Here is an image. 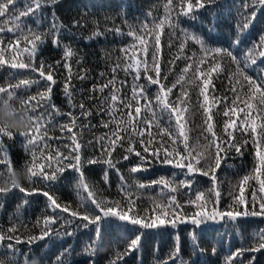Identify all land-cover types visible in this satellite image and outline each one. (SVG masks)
I'll list each match as a JSON object with an SVG mask.
<instances>
[{
    "label": "snow or ice",
    "instance_id": "snow-or-ice-1",
    "mask_svg": "<svg viewBox=\"0 0 264 264\" xmlns=\"http://www.w3.org/2000/svg\"><path fill=\"white\" fill-rule=\"evenodd\" d=\"M19 2L21 0H0V66L29 70L38 73V78L20 79L16 84L0 86V105L5 102L11 105L13 115L27 113L31 124V127L23 129L0 121V165L3 166L0 168V200L15 191L24 194L25 198L14 213V216H18L29 204L27 197L41 195L46 198V208L51 215L35 222V226L41 228L39 235L26 238L18 234L22 222L17 224L10 217L11 227L5 229L0 226V264H48V258L43 252L37 253L31 247L23 251L18 246H31L53 235L72 237L80 229H90L93 234L90 243L83 249L88 264H95L94 257L103 248L105 233L113 229L119 232L126 241L124 250L121 252L117 249L108 264H122L126 256L142 250L141 242L146 233L141 230L159 232L169 227L178 229L181 224L193 226L188 232L191 257L203 256L206 250L200 246L201 237L217 224L220 227L228 225L232 232H238L242 219L264 217V196L257 201V193L253 188L250 206L244 196L245 185H249L250 181H255L259 192L264 193V29L258 40L252 41L250 45H245L243 39L255 27L259 15L264 13V0H240L239 3L231 0L227 5L221 4L220 0H164L161 16L155 17L149 12L144 21L127 24V36L138 41L139 52L136 51V43L121 47L119 52L123 56L112 62L107 82L93 85L89 89L90 93L101 94L99 97L90 95L89 99H99L96 114L102 117L100 126L108 131L96 140L99 155L88 158L86 164L101 165V179L109 187L110 174L115 173L121 194L119 200L102 196L96 184L90 182L86 175L85 162L81 156L82 144L78 142L77 133L73 129L77 127L79 117L88 119L93 112L83 102L76 101L80 91L72 84L74 77L71 61L77 55V50L70 43L64 42V37L91 41L108 32L123 36V29L115 26L100 29L97 25L90 35L78 37L73 29L83 27L80 21L74 20L71 26L65 25L57 14L63 0H22V8L17 6ZM222 7H228L229 12L235 10L237 15V35L228 47H209L202 35L182 27L183 23L198 20L199 10ZM120 14L125 15L123 10ZM26 18H31L34 26H29ZM166 29L168 47L171 49L174 46L173 41L178 43L177 54L168 62L171 67L162 76L161 37ZM213 29L214 25L209 28V32ZM4 33H12L13 39L5 43ZM46 42L62 50L61 60L54 63L45 60L42 49ZM189 42L199 46L202 56L198 59L195 52L190 56L185 55ZM129 49L133 50V54L129 55ZM6 52L12 53L11 59L6 57ZM182 59L188 62L169 85L167 82L169 76L174 74L176 61ZM225 59L227 64L224 63ZM75 63L78 64L79 60ZM58 67L67 73L62 82L64 102L70 109L66 112L52 99L53 86L57 84L54 73ZM118 71L132 79L130 97L118 95L121 91L116 87ZM213 74L217 79L220 76L227 79L228 91L232 93L231 100L227 95H215ZM99 75L105 77L108 74L102 71ZM75 78L83 81L87 79V74L77 73ZM120 83L123 86L126 81ZM33 85H39L43 90L17 101V90ZM105 89L109 90L107 94H104ZM174 89H178L175 96ZM190 89L197 90L195 101L190 95ZM40 107L44 108V112L36 115ZM77 109L79 116L75 114ZM195 112L201 116L198 125L192 120ZM65 116L69 122L59 124V128L61 132L66 130L71 133L70 143L63 145L68 149L67 153L61 151L60 147L53 149L47 143L55 137L48 136L46 127L49 124L55 127V118ZM217 117L224 118L222 123H218ZM197 128L199 135L193 139V132ZM18 139L22 141V148L31 154V159L20 168L14 167L11 155V147ZM249 139L255 149V166L251 173L240 179L236 186L239 194L229 193L233 203L221 210L218 205L223 182L217 173L222 165H226L231 153L242 155V149L249 143ZM38 142H42V163L37 162L36 157V150L41 148ZM117 149L120 150L119 158L114 157ZM122 161L130 162L127 171L132 176V183L128 182L119 167ZM157 163L180 170L179 175L184 178L177 181L175 178L178 173L173 172L171 178L161 176L145 184L135 176L148 171L149 167ZM69 171L75 174V207L61 202L57 195V188ZM21 173L26 174L28 179L17 183L14 177ZM197 176L209 178L211 187L206 191L197 189L195 199L187 203L198 210L184 213L177 193L181 188L192 189ZM3 178H7V183ZM25 181L28 187L24 186ZM153 185L161 189L159 201L154 199L153 211L158 210L161 214L142 216L135 211L133 190ZM207 203H212L211 210L207 209ZM58 221L63 222L62 233L52 227ZM69 228L72 230L69 231ZM197 230L201 235H197ZM225 236H228L227 232ZM182 248L177 233L166 258H158L156 264H194L191 258H184ZM71 251V246L64 249L52 264H70L66 257L71 255ZM154 251L158 252V247ZM216 251L213 247V255ZM245 253L252 254L247 264H257L255 254H264V228H259L253 234L248 247L242 246L230 251L224 264H245Z\"/></svg>",
    "mask_w": 264,
    "mask_h": 264
},
{
    "label": "trees",
    "instance_id": "trees-1",
    "mask_svg": "<svg viewBox=\"0 0 264 264\" xmlns=\"http://www.w3.org/2000/svg\"><path fill=\"white\" fill-rule=\"evenodd\" d=\"M239 3L240 0H237ZM221 4H230L231 0H220ZM163 4L164 0H63L62 4L58 7V16L65 25L71 26L74 20H79L83 27H78L73 29L78 37L88 36L99 26L100 29L121 27L123 29L124 35L118 36L111 32H108L105 36L93 39L91 41H86L84 39H77L72 36H65L64 42L70 43L71 46L77 50V55L71 61L73 80L72 84L80 94L76 96V101L83 102L86 108L92 110L93 114L88 119L84 117H79L77 120V127L73 129L77 133L78 142L82 144L81 156L82 161L85 162V172L90 182H94L97 186L100 194L108 199L119 200L121 199V194L119 193V182L115 173L110 174V187L106 185L101 179V165H87L86 160L92 158L93 156H98V145L96 140L98 137L104 135L108 129L100 126L101 116L96 114V108L99 105V99H89L90 95L99 97L100 93H90L89 89L93 85L99 86L102 83H106L107 79L110 78V67L112 62L118 57H122L123 54L119 52L121 47H126L133 43L137 44L136 51L139 52L138 41H134L132 37L127 36L128 27L127 24H138L144 21L146 14L151 12L152 16L159 17L163 14ZM18 7L22 8L23 3H18ZM124 11L125 15H121V11ZM198 20L183 23L182 27L189 28L190 31L196 32L202 35L209 47L223 46L228 47L229 43L235 39L237 32L235 24L237 22V15L235 10L229 12L228 7L222 8H209L201 9L197 13ZM150 20L151 17H148ZM187 20V18H183ZM127 21V23H125ZM26 23L29 26L33 25V20L31 18H26ZM214 25L213 31L209 32V28ZM264 29V13L259 15L258 20L255 23V27L249 30L244 36L245 45H250L252 41L258 40L261 30ZM5 43L9 39H13L12 33L3 34ZM168 34L167 29L165 34L161 37V69L162 76L167 73L171 65L168 63L177 54V41H173V47L170 49L168 47ZM151 43V41H150ZM196 53L197 59L202 56L199 51V46L194 45L189 42L185 55H192ZM107 53V55H105ZM133 54V50L129 49V55ZM6 57L11 59L12 53L6 52ZM42 55L45 60L49 63H54L56 60L62 59V50L55 48L50 42H46L42 49ZM79 60V63H75ZM188 61L179 60L176 61V67L174 69V74L169 76L167 83L175 80L176 74H179L180 69H182ZM227 64V59L224 61ZM105 72L108 75L105 77H100V72ZM77 73L87 74V79L79 80L75 78ZM66 70L62 67L55 69L54 77L57 79V84L53 86V101L62 108L63 111H69L66 103L64 102L62 87L63 81L66 76ZM154 75V73H153ZM213 83L215 84V95L223 96L227 95L229 100L232 98V93L228 91V81L224 76H220L218 79L215 78ZM25 78H38V73H31L29 70H13L8 66H0V86H8L9 84H16L20 79ZM121 81H126V83L121 86ZM143 82V81H142ZM131 84L132 79L130 76H125L122 71L117 73L116 87L120 88L121 91L118 95H123L125 97L131 96ZM155 88V86H153ZM43 88L39 85H33L30 88H23L17 90V101L19 99H27L28 96L36 95ZM108 89H105V93H108ZM178 89H174L173 96L177 93ZM196 89H190V95L193 101L196 98ZM211 92V90H210ZM17 101H14L17 102ZM35 103V102H33ZM43 104V101H41ZM5 105L9 106L12 111V106L5 102L0 105V110H2ZM215 111V108H214ZM44 112V108L40 107L37 109L36 115ZM75 114L79 116V109L76 110ZM106 118V117H105ZM223 117H217L218 123H222ZM192 120L196 125L201 122V116L199 112H195L192 116ZM3 121V120H0ZM6 122V121H4ZM69 122L68 117H56L53 127L52 124L47 125L48 136L55 137L52 140H48L47 143L51 145L53 149L60 147L61 151L67 153L68 149L64 148L63 145L69 144V137L71 133L66 130L64 132L60 131L59 124ZM7 123V122H6ZM217 131H220L219 126ZM199 135V129H195L193 132V139ZM91 142V143H89ZM41 148L36 150L37 162H44L41 158L42 142ZM44 154L47 155V151L44 150ZM11 155L13 165L16 168L23 166V163L31 159L30 152H26L22 148V141L20 139L15 142L11 147ZM114 157H120V150L114 153ZM130 166V162L122 161L119 167L124 173L126 179L129 183H132V176L128 173L127 168ZM255 166V149L249 139V143L242 149V155L231 153L228 158L226 165H222L221 169L218 171L217 175L219 179L223 182L221 192L222 196L218 207L223 210L227 205L232 204V198L229 193L238 195V185L240 179L252 172ZM3 166L0 165V168ZM173 172L178 173L175 178L177 181L183 179L182 175H179L180 170L173 169L170 166H161L158 163L149 167L148 171L140 172L135 174L139 178L140 182L148 184L150 181L156 180L161 176L171 178ZM21 180H23L22 173L19 174ZM75 174L71 171L65 173V179L57 188V195L60 197L61 202L69 203L73 207L76 206V197L74 192V182L73 176ZM17 177V176H16ZM16 177L14 179L16 180ZM3 181L7 183V178H3ZM195 183L192 189L181 188L178 195V201L183 205L182 211L184 213H192L198 209L187 203L190 199H195L196 190L206 191L207 188L211 187V181L207 177L197 176L195 178ZM24 186L28 187L27 182H24ZM253 188H255L257 193V201H259L264 193L259 192V186L255 181H250L249 185H245L244 196L246 202L250 206L251 196ZM160 186L153 185L146 189L133 190V195L136 198L135 211L139 212L142 216H155L161 213L153 211L154 209V199L159 201ZM24 194L19 191L9 193L8 196L0 200V226L5 229L11 227L10 217L14 222L20 224L22 222L23 226L19 227V233L24 238L30 235H39L41 228L35 226V222L38 219H42L46 215H51L49 209L46 208V198L41 195L27 197L29 204L23 208L18 216H14L17 212V206L21 204L24 199ZM214 199V198H213ZM203 204L204 202H198ZM206 207L211 210L212 203H207ZM242 207V206H240ZM258 208V203H257ZM66 215V214H64ZM62 221H58L56 225L52 227L54 229H59L62 233L64 227H62ZM241 228L238 232H232L228 225L220 227L217 224L213 230L202 235L200 240V246L206 250L203 256L191 257L190 250L188 247V232L192 230L193 226L191 224H181L178 229H171L170 227L166 230H141L145 231L146 236L142 240V250L140 252H134L129 256H126L122 264H156V260L166 258L167 254L173 246L174 237L179 233L181 243L183 245L182 251L185 259L191 258L194 264H224L225 258L228 256L230 251H235L240 247H248L249 243L252 241L253 234L259 229L264 228V217H249L241 220ZM218 229V231L216 230ZM69 231L72 229L69 228ZM228 236H225V233ZM91 230L80 229L77 230L75 235L72 237H63L53 235L51 238H45L42 241H38L36 244L31 246L27 244H21L18 247L27 251L29 247L34 249L37 253L43 252L48 258V264H52L55 257L59 255L64 249L71 246V255L66 257L70 261V264H88V258L83 253V249L86 245L90 243V237L92 236ZM197 235H201L199 230H197ZM230 240V244L228 241ZM126 241L116 230H110L105 233L103 248L97 251L95 259V264H108L109 259L113 256L114 252L118 249L123 251ZM158 247L159 251L156 252L154 249ZM216 248V254L213 255L212 249ZM2 255V253H0ZM252 255L251 253H245L243 257L245 264H247L248 257ZM257 264H264V254L257 253Z\"/></svg>",
    "mask_w": 264,
    "mask_h": 264
},
{
    "label": "clouds",
    "instance_id": "clouds-1",
    "mask_svg": "<svg viewBox=\"0 0 264 264\" xmlns=\"http://www.w3.org/2000/svg\"><path fill=\"white\" fill-rule=\"evenodd\" d=\"M0 120L6 121L9 125L18 128L27 129L31 127L30 116L27 113L13 115L10 107L7 105H5L2 110H0ZM22 176L23 180L28 179L26 174L22 173ZM20 181L21 176L17 175L16 182L19 183Z\"/></svg>",
    "mask_w": 264,
    "mask_h": 264
}]
</instances>
